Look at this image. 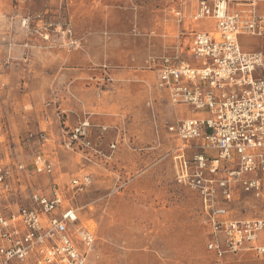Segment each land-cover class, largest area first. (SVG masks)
<instances>
[{"label": "rangeland", "instance_id": "obj_1", "mask_svg": "<svg viewBox=\"0 0 264 264\" xmlns=\"http://www.w3.org/2000/svg\"><path fill=\"white\" fill-rule=\"evenodd\" d=\"M44 1L49 2L45 8ZM195 1L32 0L33 11L19 19L15 32L24 41L19 53L6 49L0 55V164H5V150L14 147L4 135L12 131L14 110L30 115L28 122L36 125L52 119L89 124L85 139L90 146L63 147L59 155L60 171L67 175L63 185L72 175L91 176L83 194L70 202L65 194L71 206L80 208V221L95 232L88 264H264V255L252 252L217 260L206 251L205 212L196 193L176 183V142L165 119H157L167 110L154 99L157 70L165 59L172 63L186 53L170 10L182 2L189 9ZM241 41L261 45L264 54V38ZM30 56L35 67L22 60ZM36 67L47 75L40 77ZM19 70L28 77L15 76ZM109 117L116 125L105 121L97 127ZM27 134L22 141L31 154L36 151L34 142H24ZM30 158L18 162L28 164ZM46 182L30 184L34 189ZM30 193L23 191L10 209L29 206ZM230 206L234 216L250 211Z\"/></svg>", "mask_w": 264, "mask_h": 264}, {"label": "built area", "instance_id": "obj_2", "mask_svg": "<svg viewBox=\"0 0 264 264\" xmlns=\"http://www.w3.org/2000/svg\"><path fill=\"white\" fill-rule=\"evenodd\" d=\"M259 5L264 0H196L189 9L184 2L173 7L185 54L197 66L165 59L155 82L170 105L195 115L167 131L181 144L175 181L199 198L208 231L205 248L217 260L241 252L264 255V218L231 219L229 212L243 195L264 210V54L243 51L239 42L241 36L264 38ZM88 127L83 122L64 132L63 147L88 148ZM34 139L44 143V132L29 133L25 142ZM188 148L196 151L190 158ZM54 171L43 153L28 164H0V264H88L95 232L80 221V208L65 194L69 202L83 194L91 176L80 173L60 187L51 180ZM40 178L47 182L33 189L30 181ZM28 188L30 205L6 213V198Z\"/></svg>", "mask_w": 264, "mask_h": 264}, {"label": "crops", "instance_id": "obj_3", "mask_svg": "<svg viewBox=\"0 0 264 264\" xmlns=\"http://www.w3.org/2000/svg\"><path fill=\"white\" fill-rule=\"evenodd\" d=\"M246 1H249V0H241V1H234V2L240 3V2H246ZM48 3L49 2L44 1V4H43L44 8L47 7ZM31 4H32V0H20V1L19 0H0V55H1V53H5L6 49H7L8 53H11V51L13 53H19V49L23 46L24 41L21 39H17V37L15 36V32L17 30H19L18 29L19 19H21L22 16L31 14V10H32ZM258 12L264 13V5H259ZM243 37H248V36H241L239 38V42H240V45H241V48L243 51H246V52H258V51H260V52H263L262 51L263 48L261 45L250 46V45L244 44L241 41V39ZM174 59L175 60L172 62L174 64L187 63V64L191 65L192 67L197 66V64H195L190 58H188V56L186 54L181 59H178V57H175ZM1 60H2V58H0V67H1V63H2ZM22 60L25 63L28 62V64H31V66H33V67H35L37 65L36 64L37 62H35L36 60H34L33 57H31V56L30 57H24V58H22ZM3 63L6 65L7 62H3ZM41 63L43 66H45L46 63H48V62H46V63L41 62ZM10 69L11 68H6V71H10ZM35 69L37 71L36 74L40 75V77H43L42 74L47 75L46 71H41V73H40V71H39L40 69H38V67H36ZM0 70H1V68H0ZM28 71H29V73H32V76H35V72L32 71V69H30ZM25 73H27L26 70H19L16 72V74L14 72V75L19 76L20 78L28 77V75H25ZM33 73H34V75H33ZM153 95H154V99L156 100L157 104H159V103L165 104V108L167 109L165 111V115H163L162 112L161 113L159 112V116H157V119L161 120V117H163L165 119V124H166L167 128L169 126L174 125L177 121H180V120H183L186 118H191V117L195 116L186 107H183V106L173 107L172 105H170L167 97H165V95L162 92H159L157 89H155V92H153ZM150 104L148 103L147 105H150ZM155 107H156V104H155ZM14 111L15 112L12 114L11 118H9V121L11 119L13 121H15L14 124L13 123H12V125L10 124L12 131L7 132V134L6 133L4 134V135H8V137L5 138L6 139L5 143L6 144H12L14 146V147H12L11 150L9 148L7 150H5V153H6L5 165H12L15 162L17 163L18 160H22V159L26 160L29 157H32L33 155H35L37 153L46 154L49 157V159L53 162L54 167H55V171H54V174H53L51 180L56 182L60 187H62V185H63L62 177L67 176L66 174H64L60 171V161H59V155L61 153H64V148L62 146V141L64 139L63 134H64V131L66 128L72 129L73 127H75V125L72 123H69V122L61 123V122L55 121L53 119L47 120L44 122H39L36 125V122L34 124L28 122V118L30 115L20 114V109H17ZM68 111L70 112V111H75V110H68ZM100 121L101 120H99V122L97 123V127L104 125L106 123L105 121L109 122L107 124L108 125L110 124L111 126L116 125V122H117L115 117L114 118L109 117L107 119L102 120V122H100ZM32 131H34V133ZM42 131L44 132V135H45V139H46L45 142L42 143V142L38 141L37 139H34L30 143L34 142V146H35L34 149L36 152H32L31 154H29L30 149H28L27 145L25 146L23 141H22L24 133H28V134L33 133V134L37 135V134L41 133ZM67 131H69V130H67ZM169 134L171 135V137L176 142L175 148L172 151L175 153L176 150L180 148L181 144H180V142L177 139L175 134H172V133H169ZM1 141H4V140H1ZM24 142H25V140H24ZM30 143H26V144H30ZM102 143H103V141H102ZM99 150H100V152L104 151V150L101 151V149H99ZM27 152H29V153H27ZM100 152H97L98 155ZM114 152L115 151H113V153ZM184 152L188 156L189 154H193L196 151L193 150L192 148H188ZM28 154H29V157H28ZM13 160H15V162H13ZM57 171H59V172H57ZM72 176H74V175H72ZM41 179H45V178H40L37 180H41ZM19 198H21V197H19V195L10 196V197L6 198V200L3 202V208L5 209L6 213L16 211V210H14V211L11 210L10 208H11V206H16ZM236 206L239 207L240 212L242 211L243 213H245L246 207L250 211L246 214H242V216H241V214L240 215L237 214L235 216L232 214V216L230 217L231 219L264 218V210H261L259 203L256 202L255 200L244 198V199H242L241 202L237 203Z\"/></svg>", "mask_w": 264, "mask_h": 264}, {"label": "bare ground", "instance_id": "obj_4", "mask_svg": "<svg viewBox=\"0 0 264 264\" xmlns=\"http://www.w3.org/2000/svg\"><path fill=\"white\" fill-rule=\"evenodd\" d=\"M87 225H88V224H87ZM87 225H86V226H87Z\"/></svg>", "mask_w": 264, "mask_h": 264}]
</instances>
